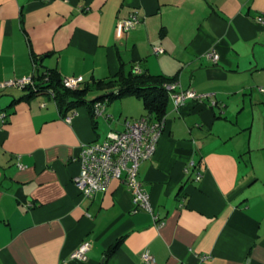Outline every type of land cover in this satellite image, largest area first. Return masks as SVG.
Returning <instances> with one entry per match:
<instances>
[{
	"label": "crops",
	"instance_id": "crops-1",
	"mask_svg": "<svg viewBox=\"0 0 264 264\" xmlns=\"http://www.w3.org/2000/svg\"><path fill=\"white\" fill-rule=\"evenodd\" d=\"M133 13L136 26L117 37L116 22ZM257 17L264 0H0V264H144L145 250L153 264H264ZM32 56L61 77L145 71L207 95L177 110L169 100L155 151L137 169L151 212L118 180L92 197L72 182L82 145L145 115L141 101L139 116L124 96L94 117L79 106L65 122L50 94L26 98L5 85L31 75ZM82 241L89 248L77 261Z\"/></svg>",
	"mask_w": 264,
	"mask_h": 264
},
{
	"label": "built area",
	"instance_id": "built-area-1",
	"mask_svg": "<svg viewBox=\"0 0 264 264\" xmlns=\"http://www.w3.org/2000/svg\"><path fill=\"white\" fill-rule=\"evenodd\" d=\"M256 20L264 23V18L257 17ZM137 22L138 19L134 13L119 19L115 25V35L120 37L123 32L133 29ZM157 51L161 52L162 50L157 49ZM205 56L213 62L218 58L213 50H208ZM82 81L81 76L62 78L63 85L69 88L77 86ZM29 82L30 76H26L9 80L5 82V85L21 88ZM164 88L168 92L173 110H177L188 99L200 101L207 97L206 94H197L190 89H181L177 80L164 84ZM260 91H264V88H260ZM103 106V102L97 101L93 105V115H101ZM73 115V112L68 113L63 118L64 121L70 122ZM122 126L121 130L109 131L100 141L82 145L76 158L79 163V171L72 179L73 185L83 196L92 197L97 192L103 191L111 180H118L130 190L132 202L136 207L151 212L149 196L137 177V169L141 161L152 157L157 141L164 130V118L159 121L151 120L148 115L134 119L125 118ZM199 177L198 173L195 179H199ZM88 248L89 242L82 241L72 252L71 258L85 261ZM140 257L144 264L155 262L148 250L143 251Z\"/></svg>",
	"mask_w": 264,
	"mask_h": 264
},
{
	"label": "trees",
	"instance_id": "trees-1",
	"mask_svg": "<svg viewBox=\"0 0 264 264\" xmlns=\"http://www.w3.org/2000/svg\"><path fill=\"white\" fill-rule=\"evenodd\" d=\"M39 58L32 56V73L30 82L21 89L26 91L25 97L29 98L40 93H48L52 96L59 115L64 118L79 106H86L93 115V105L97 102H109L124 96H133L141 101L145 115L151 120L165 118L169 105L168 92L164 84L175 80L174 77L153 75L145 71L129 70L120 71L109 79H93L90 82L82 81L75 87L63 85L62 78L56 68H44L39 70ZM83 79V78H82ZM91 92L98 93L94 98H89ZM23 97V96H22ZM20 97V98H22ZM17 101L14 99L11 103ZM104 109V108H103ZM119 241L115 242L105 253L111 255Z\"/></svg>",
	"mask_w": 264,
	"mask_h": 264
},
{
	"label": "rangeland",
	"instance_id": "rangeland-1",
	"mask_svg": "<svg viewBox=\"0 0 264 264\" xmlns=\"http://www.w3.org/2000/svg\"><path fill=\"white\" fill-rule=\"evenodd\" d=\"M135 98H136V97H130L129 100H131L130 102H132L133 111H136V112H137L136 115H135V114H133V115H134V116H139L140 111H141V113H142L141 104H140V101L137 100V99H135ZM114 101H115V100H114ZM230 110H231V105H230ZM246 110H247V109H246ZM133 113H135V112H133ZM249 117H250V116H249ZM230 119L234 120V119H233V113H232V114L230 113Z\"/></svg>",
	"mask_w": 264,
	"mask_h": 264
}]
</instances>
